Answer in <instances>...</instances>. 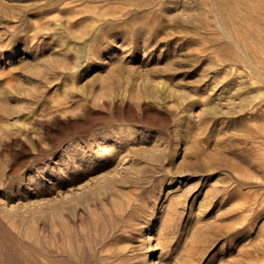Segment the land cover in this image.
Wrapping results in <instances>:
<instances>
[{
	"label": "rangeland",
	"instance_id": "1",
	"mask_svg": "<svg viewBox=\"0 0 264 264\" xmlns=\"http://www.w3.org/2000/svg\"><path fill=\"white\" fill-rule=\"evenodd\" d=\"M260 45L264 0H0V264H264Z\"/></svg>",
	"mask_w": 264,
	"mask_h": 264
},
{
	"label": "bare ground",
	"instance_id": "2",
	"mask_svg": "<svg viewBox=\"0 0 264 264\" xmlns=\"http://www.w3.org/2000/svg\"><path fill=\"white\" fill-rule=\"evenodd\" d=\"M238 3V2H237ZM241 17V16H240ZM258 48H261L263 51H264V46H262L261 47V45L260 46H258ZM104 155V154H103ZM105 156H102V154L99 156V158H104Z\"/></svg>",
	"mask_w": 264,
	"mask_h": 264
}]
</instances>
